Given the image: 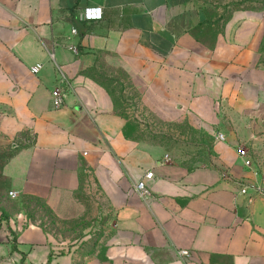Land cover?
<instances>
[{"label":"crops","instance_id":"1","mask_svg":"<svg viewBox=\"0 0 264 264\" xmlns=\"http://www.w3.org/2000/svg\"><path fill=\"white\" fill-rule=\"evenodd\" d=\"M220 2L0 0V136L17 147L3 168L10 189L42 198L60 219L82 214L87 193L115 215L103 254L81 263L79 243L56 244L24 213L11 215L0 228L3 264H264V195L240 192L249 173L237 153L264 148V9L222 16L212 12ZM86 6L103 17L83 19ZM103 60L127 71L160 120L207 132L214 163L188 168L130 127L127 136ZM59 85L65 103L52 108ZM147 171L143 197L134 185Z\"/></svg>","mask_w":264,"mask_h":264},{"label":"rangeland","instance_id":"2","mask_svg":"<svg viewBox=\"0 0 264 264\" xmlns=\"http://www.w3.org/2000/svg\"><path fill=\"white\" fill-rule=\"evenodd\" d=\"M220 3L216 6L212 5V12L222 13V16H229L234 10L264 9V0H221ZM104 61L106 60L101 63L104 67L101 75L105 81H108L117 97L119 110L130 118V128L135 138L162 144L173 161L188 168L214 163V140L207 132L191 127L186 121L168 123L160 120L142 105L141 92L137 87L132 86L127 71L111 65L106 66ZM114 70L118 73L114 74ZM106 73H113L114 77H108ZM111 79H117L118 83H114ZM243 147L248 149L252 156V165L246 168L249 174L245 178L248 179L246 182L250 186L247 194L264 195V148L257 149L248 145ZM14 151L12 143L0 136V211L6 210L11 215L25 214L27 207L43 204V201L31 200L23 195L17 198L10 196V183L4 175L3 168ZM79 199L84 204V212L76 213L66 219H60L47 207L41 208L43 205L38 208L45 228L56 244L61 241L79 243L77 261L81 263L93 253L103 254L106 240L115 228V215L100 194L87 193L81 195ZM40 216H36V223L40 222ZM0 264H3L1 258Z\"/></svg>","mask_w":264,"mask_h":264},{"label":"built area","instance_id":"3","mask_svg":"<svg viewBox=\"0 0 264 264\" xmlns=\"http://www.w3.org/2000/svg\"><path fill=\"white\" fill-rule=\"evenodd\" d=\"M81 15H82V18L85 20H98L103 17V9L100 6H86L82 9ZM41 66L42 64L40 63L36 64L35 66L31 68L32 72L37 73ZM59 73L61 74L60 69H59ZM63 82L64 80L61 76L60 83L63 84ZM64 103H65L64 93H63L61 86L59 85L55 89H53L51 92V105H52V108H61L64 106ZM216 139L224 140L225 139L224 133L218 132L216 134ZM237 153L239 157L242 158L244 166L250 167L252 165V157L248 149L239 145L237 146ZM167 158H169V154H166V159ZM153 178H154L153 171H147L144 174V177L135 183L134 185L135 190L143 197L149 196L150 195L149 183L150 181L153 180ZM241 184L242 186H241L240 192L248 193V190L250 189L249 184H247L245 180H243ZM9 194L12 198H17L19 196L18 192L15 190H11ZM180 253L185 256L189 255V251L187 250H180Z\"/></svg>","mask_w":264,"mask_h":264},{"label":"trees","instance_id":"4","mask_svg":"<svg viewBox=\"0 0 264 264\" xmlns=\"http://www.w3.org/2000/svg\"><path fill=\"white\" fill-rule=\"evenodd\" d=\"M129 127H130V123L126 126V135L127 136H131V134L129 133V131H128V129H129ZM132 137H134V136H132ZM135 138V137H134ZM17 147H15V149H16ZM12 156V155H11ZM8 178V177H7ZM9 180V179H8ZM23 196H25V197H27V198H29V199H31V200H36V201H43V204H36V205H34V206H31L30 208L29 207H27L26 209H25V214H26V216H27V219L28 220H30V221H32V222H34V223H36V216L37 215H39L40 216V214H39V210H40V208H38L40 205H43V207H41V208H45V207H47V209H49V210H51L52 211V209L50 208V206L46 203V201L45 200H43L42 198H39V197H37V196H32V195H23ZM38 203V202H37ZM38 213V214H37ZM10 216H11V214H9V212L8 211H6V210H1L0 211V228L2 227V221L3 220H9V218H10ZM40 218V222L39 223H37L39 226H41L45 231H47L46 230V228H45V224H44V220H43V218H41V216L39 217ZM14 231H13V229H11V228H9V233H10V235H12V234H14L13 233ZM13 249H15V245L13 244Z\"/></svg>","mask_w":264,"mask_h":264}]
</instances>
